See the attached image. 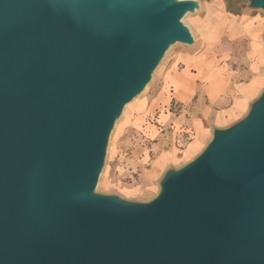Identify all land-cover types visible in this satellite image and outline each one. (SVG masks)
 Instances as JSON below:
<instances>
[{
    "label": "water",
    "instance_id": "1",
    "mask_svg": "<svg viewBox=\"0 0 264 264\" xmlns=\"http://www.w3.org/2000/svg\"><path fill=\"white\" fill-rule=\"evenodd\" d=\"M198 9L0 0V264H264V89L153 200L95 192L115 122L171 46L193 45Z\"/></svg>",
    "mask_w": 264,
    "mask_h": 264
},
{
    "label": "rangeland",
    "instance_id": "2",
    "mask_svg": "<svg viewBox=\"0 0 264 264\" xmlns=\"http://www.w3.org/2000/svg\"><path fill=\"white\" fill-rule=\"evenodd\" d=\"M196 2L199 9L182 21L192 31L193 45L171 46L145 89L123 109L108 139L104 166L95 190L97 194L147 203L157 196L159 182L168 170L180 169L195 159L209 143L212 133L204 137L192 153L184 154L192 140L187 126L192 107L176 104L168 86L175 72L184 65V54L194 57L198 61L196 64L206 62L215 67L228 64L232 73L237 66L232 48L238 43L222 42L218 36L225 35V32L228 37L231 35L232 26L226 19L250 13V19L258 20L255 28L260 29L264 36V13L247 10L250 0H222L224 5L213 0ZM258 97L256 95L239 115L219 122L213 128L225 129L243 119L250 104ZM174 148L177 155L157 165L160 154Z\"/></svg>",
    "mask_w": 264,
    "mask_h": 264
},
{
    "label": "crops",
    "instance_id": "3",
    "mask_svg": "<svg viewBox=\"0 0 264 264\" xmlns=\"http://www.w3.org/2000/svg\"><path fill=\"white\" fill-rule=\"evenodd\" d=\"M213 1L224 5L222 0ZM231 17L226 19L232 26L230 37L227 32L218 36L222 42L238 43L232 48V57L237 58L235 70L230 73L228 64L221 67L206 62L196 64L198 61L194 57L184 54L181 56L184 65L175 72L168 86L176 104L192 107V116L187 123L192 140L184 151L185 155L192 153L202 139L212 133L213 125L244 111L264 87V36L255 28L258 20L250 19V13ZM176 151L174 148L162 152L157 165L176 156Z\"/></svg>",
    "mask_w": 264,
    "mask_h": 264
},
{
    "label": "bare ground",
    "instance_id": "4",
    "mask_svg": "<svg viewBox=\"0 0 264 264\" xmlns=\"http://www.w3.org/2000/svg\"><path fill=\"white\" fill-rule=\"evenodd\" d=\"M188 15H190L189 13L188 14H186L183 18H182V21L188 16ZM188 27V26H187ZM188 29L190 30V32L192 33V31H191V29L188 27Z\"/></svg>",
    "mask_w": 264,
    "mask_h": 264
}]
</instances>
